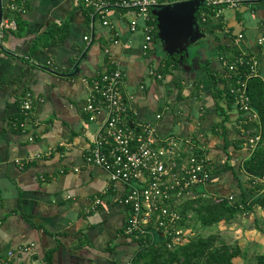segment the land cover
Returning <instances> with one entry per match:
<instances>
[{
	"label": "crops",
	"instance_id": "1",
	"mask_svg": "<svg viewBox=\"0 0 264 264\" xmlns=\"http://www.w3.org/2000/svg\"><path fill=\"white\" fill-rule=\"evenodd\" d=\"M10 1L19 0L0 2V18L19 20L18 29L0 41V262L125 264L139 248L123 233L129 212L122 199L129 184L111 181L104 169L85 160L104 119L101 111L90 120L86 103L91 81L112 67L105 47L124 72L125 90L134 95L128 123H153L160 138L191 137L204 147L212 176L197 191L234 201L258 193L252 187L262 181L242 168L251 147L239 141L240 112L223 95L217 101L214 95L227 81L222 57L235 53L254 55L264 80V0H242L218 18L199 22L202 35L187 53H178L177 67L163 79L148 72L163 65L165 51L159 41L142 50L141 27L129 28L133 13L110 15L119 33L112 43V29L92 21L81 0H20L19 13L7 8ZM62 23L66 37L42 46L43 32ZM26 92L34 100L25 129L19 130L13 123L22 116ZM222 120L225 137L218 127ZM38 153L43 155L17 163ZM259 209L241 215L254 217ZM230 220L225 224L237 221Z\"/></svg>",
	"mask_w": 264,
	"mask_h": 264
},
{
	"label": "built area",
	"instance_id": "2",
	"mask_svg": "<svg viewBox=\"0 0 264 264\" xmlns=\"http://www.w3.org/2000/svg\"><path fill=\"white\" fill-rule=\"evenodd\" d=\"M174 1L81 0V5L89 10L92 21L97 20L101 26L112 29V43L118 42L119 33L112 24L110 15L115 11L133 13L134 16L129 20V28L135 31L141 27L142 50L146 52L150 44L157 39V24L153 23L155 15L152 10ZM241 2L242 0H203L197 12L198 21L206 22L212 16L218 18L225 7L236 8ZM6 6L9 10L21 11L14 1L7 2ZM139 20H141L140 26ZM16 29L15 18L1 17L0 41L8 31ZM226 31L229 30L226 28ZM237 37H242V34H238ZM84 39L90 40L88 36H84ZM258 41L262 42V38ZM104 53L108 56V63L112 67L91 81V92L86 103L90 120H94L101 111L104 112V119L87 150L85 160L104 169L111 181L129 184V189L122 199L129 212L123 233L136 241L138 247L147 246L156 238L155 233H159L167 247L173 249L191 236L190 228L178 225L182 215L177 206L187 196H193L197 186L210 181L212 176L210 159L204 147L191 137L160 138L153 123L129 124L128 118L132 112L134 95L125 90L124 72L112 59L108 47L104 48ZM222 64L226 69V78L233 81L230 85V93L233 103L240 112L239 123L257 121V112L249 102L247 84L249 78L260 75L258 59L251 54L238 53L230 59L222 57ZM243 67L245 71L241 74L240 70ZM148 73L158 79L162 78V74L153 69ZM262 81L264 86V80ZM33 100L34 97L30 92H26L21 97L20 109L23 118L22 121H15L13 127L25 129ZM241 131L246 133L247 143L253 149L259 140V134H254L253 130H245L243 127ZM29 139L31 140L32 137ZM42 155L38 153L28 156L24 160H18L17 163L23 165ZM203 194H211L214 202L224 198L230 202L234 201L230 195L208 192ZM189 217L190 215L187 216ZM12 256L13 251H8L7 259ZM133 258L134 256L128 258L125 264H134ZM0 264H8V260L1 261Z\"/></svg>",
	"mask_w": 264,
	"mask_h": 264
},
{
	"label": "trees",
	"instance_id": "3",
	"mask_svg": "<svg viewBox=\"0 0 264 264\" xmlns=\"http://www.w3.org/2000/svg\"><path fill=\"white\" fill-rule=\"evenodd\" d=\"M22 2L23 1L20 0L17 2L21 10ZM86 10L90 17L89 10ZM196 16L199 19L198 13H196ZM15 20L18 29L19 20L16 18ZM199 22H201V20ZM153 23L155 25L157 24L155 17ZM66 35V24L62 23V25L59 26L51 25L43 32L39 42L42 46H50L52 43H57L64 39ZM158 41L157 38L155 42ZM225 50L224 47L221 49L222 52ZM236 54L237 53H235V55ZM178 57L179 54L177 53L173 55H169L166 52L163 53V65L157 69V72L162 74L161 79H163V75L168 73L170 69H175L177 67ZM244 71L245 68L243 67L240 73L242 74ZM231 83H233V81L227 79L223 89H219L217 94L214 95L216 101L220 95H223L228 103H233V97L230 93ZM247 92L250 105L257 112L258 119L257 121H248L247 123H236L237 126H235L237 132L243 127L245 130H253L254 134H259L260 136L256 146L251 149L249 156L244 159L242 164V168L246 174L250 175L253 179L262 181L261 184H256L252 187V190L258 191V193L248 199L243 198L234 202H230L225 198L219 202H214L211 194L204 195V191L201 189L197 191V188L201 186L199 185L194 189L195 192L193 196H187L183 202L177 206L178 211L182 215V219L178 225L183 228H191V220L199 222L198 224H200L202 228H209L220 221H229L238 213L253 211L255 207L264 209V86L262 79L260 77L249 78ZM22 117L23 113L20 117L21 120ZM224 120L218 123V127L222 130L221 134L225 137L228 130L223 127ZM238 121L241 120L239 119ZM16 129L20 130L19 127H16ZM239 135V141H245L247 143L246 133L240 131ZM188 215H190L189 218H187ZM155 237L156 238L147 246H140L137 249L133 258L134 264H246L237 263L235 260L237 257L245 259L246 250L242 249L237 242L230 243L224 241L216 233H193L189 236L187 241L177 245L173 249L167 247L165 240L159 233H155ZM251 264H264V252L255 254L254 262Z\"/></svg>",
	"mask_w": 264,
	"mask_h": 264
},
{
	"label": "water",
	"instance_id": "4",
	"mask_svg": "<svg viewBox=\"0 0 264 264\" xmlns=\"http://www.w3.org/2000/svg\"><path fill=\"white\" fill-rule=\"evenodd\" d=\"M203 0H176L152 13L157 21V38L162 49L169 55L185 52L202 35L196 12Z\"/></svg>",
	"mask_w": 264,
	"mask_h": 264
},
{
	"label": "rangeland",
	"instance_id": "5",
	"mask_svg": "<svg viewBox=\"0 0 264 264\" xmlns=\"http://www.w3.org/2000/svg\"><path fill=\"white\" fill-rule=\"evenodd\" d=\"M190 49H192V47ZM234 198L233 200H237ZM241 216V213H238L232 218L231 220L237 219V221L232 224H225V221H220L209 228H202L200 224H198L199 222L191 220V228L188 227L190 228V235L193 233H216L226 242H237L242 249L246 250V257L245 259L237 257L235 259L236 262L251 264L254 262L255 254L264 252V209H259V212L257 211L254 217L246 215L243 218V216Z\"/></svg>",
	"mask_w": 264,
	"mask_h": 264
}]
</instances>
